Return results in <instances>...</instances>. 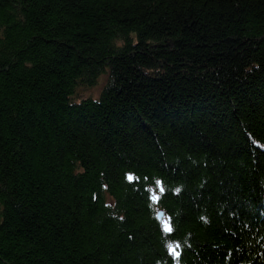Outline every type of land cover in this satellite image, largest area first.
Wrapping results in <instances>:
<instances>
[{"label":"trees","instance_id":"obj_1","mask_svg":"<svg viewBox=\"0 0 264 264\" xmlns=\"http://www.w3.org/2000/svg\"><path fill=\"white\" fill-rule=\"evenodd\" d=\"M0 264H264V0H0Z\"/></svg>","mask_w":264,"mask_h":264},{"label":"rangeland","instance_id":"obj_2","mask_svg":"<svg viewBox=\"0 0 264 264\" xmlns=\"http://www.w3.org/2000/svg\"><path fill=\"white\" fill-rule=\"evenodd\" d=\"M107 72L103 73L97 80V83L92 86H81L78 87L73 96L75 101H80L81 99L91 98L94 100H99L103 90L106 88L110 81V70L107 69Z\"/></svg>","mask_w":264,"mask_h":264},{"label":"water","instance_id":"obj_3","mask_svg":"<svg viewBox=\"0 0 264 264\" xmlns=\"http://www.w3.org/2000/svg\"><path fill=\"white\" fill-rule=\"evenodd\" d=\"M158 216H159V218L161 219V218L164 216V213H163V212H160V213L158 214Z\"/></svg>","mask_w":264,"mask_h":264},{"label":"snow or ice","instance_id":"obj_4","mask_svg":"<svg viewBox=\"0 0 264 264\" xmlns=\"http://www.w3.org/2000/svg\"><path fill=\"white\" fill-rule=\"evenodd\" d=\"M168 230H169V231L171 230L170 227H168Z\"/></svg>","mask_w":264,"mask_h":264}]
</instances>
